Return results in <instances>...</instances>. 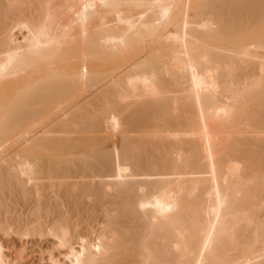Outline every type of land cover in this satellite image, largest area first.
Listing matches in <instances>:
<instances>
[{"label":"bare ground","instance_id":"bare-ground-1","mask_svg":"<svg viewBox=\"0 0 264 264\" xmlns=\"http://www.w3.org/2000/svg\"><path fill=\"white\" fill-rule=\"evenodd\" d=\"M0 264H264V0H0Z\"/></svg>","mask_w":264,"mask_h":264}]
</instances>
